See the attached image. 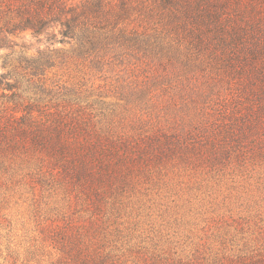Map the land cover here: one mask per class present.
<instances>
[{"label":"rangeland","instance_id":"rangeland-1","mask_svg":"<svg viewBox=\"0 0 264 264\" xmlns=\"http://www.w3.org/2000/svg\"><path fill=\"white\" fill-rule=\"evenodd\" d=\"M195 1L161 17L181 33L170 54L111 51L96 66L60 27L0 47V76L21 94L10 105L28 106L55 147L0 149V264H27L50 220L88 217L85 189L99 186L117 197L103 221H125L124 242L131 232L184 262L264 253V0ZM39 50L53 64L34 74L20 57ZM98 138L112 147L102 164L78 144Z\"/></svg>","mask_w":264,"mask_h":264},{"label":"trees","instance_id":"trees-1","mask_svg":"<svg viewBox=\"0 0 264 264\" xmlns=\"http://www.w3.org/2000/svg\"><path fill=\"white\" fill-rule=\"evenodd\" d=\"M196 5L195 0H0V47H9L12 34L28 29L38 36L47 33L49 39L54 40L56 29L60 27L62 40L75 41L81 49L80 55L93 56L92 63L96 66L103 65L104 56L111 51L119 56L125 50L134 54L136 51L147 54L149 50L170 54L181 47V33L169 29L167 21L161 17L164 12L174 15L177 7L187 8L189 14L197 9ZM45 53L46 50H39V57L22 54L20 61L34 74H39L53 64L52 57ZM9 78L0 76V149L12 150L20 146L25 152L46 144L55 150L53 140L42 133V122L33 111L26 106L20 113L21 109L10 105L11 102L22 103L21 94L13 91ZM57 140L61 150L71 145L65 136ZM78 144L79 148L83 147L84 155L99 164L103 163L106 151L112 148L99 138ZM97 173L91 170L90 163L83 161L81 176L88 179L98 175L102 185L103 172ZM85 191L91 198L90 215L85 219L50 220L42 229L39 242L36 240L27 252V264H264V253L213 259L197 253L185 262L177 261L132 243L131 232L124 242L122 233L126 226L123 229L119 226L126 222H117L119 226L113 228L105 226L103 221L106 216L101 203L113 196L114 202H118L114 192L101 186ZM117 209L119 212L121 208Z\"/></svg>","mask_w":264,"mask_h":264}]
</instances>
